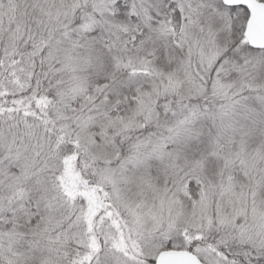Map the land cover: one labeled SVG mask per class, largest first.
<instances>
[{
	"label": "snow or ice",
	"instance_id": "snow-or-ice-1",
	"mask_svg": "<svg viewBox=\"0 0 264 264\" xmlns=\"http://www.w3.org/2000/svg\"><path fill=\"white\" fill-rule=\"evenodd\" d=\"M0 264H264V0H0Z\"/></svg>",
	"mask_w": 264,
	"mask_h": 264
}]
</instances>
